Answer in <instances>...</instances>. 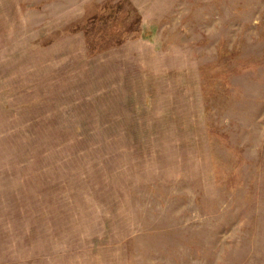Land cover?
I'll return each mask as SVG.
<instances>
[{"label":"rangeland","instance_id":"1","mask_svg":"<svg viewBox=\"0 0 264 264\" xmlns=\"http://www.w3.org/2000/svg\"><path fill=\"white\" fill-rule=\"evenodd\" d=\"M0 264H264V0H0Z\"/></svg>","mask_w":264,"mask_h":264}]
</instances>
